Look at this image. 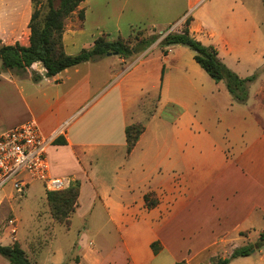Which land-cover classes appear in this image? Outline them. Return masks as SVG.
Listing matches in <instances>:
<instances>
[{"label": "crops", "instance_id": "1", "mask_svg": "<svg viewBox=\"0 0 264 264\" xmlns=\"http://www.w3.org/2000/svg\"><path fill=\"white\" fill-rule=\"evenodd\" d=\"M187 1L189 6L194 3ZM214 5L226 16V21L216 19L224 37H240L251 24L257 27L246 18L249 9L243 0H218ZM33 7L23 15L26 26L19 37L7 39L0 30L2 44L29 46ZM236 8L241 17H234ZM175 9L173 0H86L72 15L84 10L80 27L65 21V52L77 55L102 36L110 41L128 39L143 28L178 23L186 13L177 14ZM196 28L210 36L218 34L201 18H193L191 33ZM156 46L126 59L106 55L50 78L41 63L19 75L3 71L0 61V129L36 121L46 137L62 130L47 152L49 175L65 180L67 186L80 184L73 215L91 213V220L104 213L121 231L120 241L108 250L89 242L78 264H159L160 260L213 264L264 231V60L246 104L235 103L237 107L225 113V103L215 90L196 89L188 116L180 88L171 98L168 83L164 97L157 61L148 59ZM163 62L167 64L169 56ZM117 64L129 66L122 71ZM33 72L42 77L40 82L33 80ZM146 97L150 111L142 103ZM132 125L145 129L128 154L126 129ZM99 158L111 161L118 184L94 175ZM148 194L156 201L151 208L145 201ZM5 198L0 196V205ZM134 224L129 231L128 225ZM9 233V227L0 226L1 243L19 242ZM0 264L10 263L0 255ZM229 264H264V247Z\"/></svg>", "mask_w": 264, "mask_h": 264}, {"label": "rangeland", "instance_id": "2", "mask_svg": "<svg viewBox=\"0 0 264 264\" xmlns=\"http://www.w3.org/2000/svg\"><path fill=\"white\" fill-rule=\"evenodd\" d=\"M173 1L177 4V9L174 10L175 13H186L180 21H177L178 23H172L168 26L162 25L157 27V29L151 27L140 29L128 39H125V41L130 40L132 45H136L143 39L159 35L158 41L153 45L156 46L158 44L159 46L149 52L148 59L157 61L158 82L164 83V97L168 95L166 93L168 83L171 84L168 95L171 98L177 96L178 88H180L179 98L188 107L189 116V113L192 112L189 103L196 98V89L205 92L215 90V96L222 98L225 103L226 113L231 107H237L235 103H239L228 90L227 82L225 80L215 81L212 79L196 62L195 52L190 47L178 44L165 46L160 45V43L168 33L183 29L184 23L182 26L178 25L182 20L188 17L201 18L208 28L212 26L218 34L210 36L205 29L196 28L192 36L204 45L216 46L220 60L240 78L246 79L256 75V79H258V66L264 60V0H243L249 9V15L246 18H248L249 22H256L257 27L255 28L251 24V27H248V31L240 37L232 35L224 37L221 32L222 25L218 21L223 18L226 21V16H222V10H219V7L214 5L218 0H194V3L190 6L187 0ZM54 2L58 6L60 0H54ZM33 5L32 0H0V30L2 36L7 39L19 37L25 31L26 26L23 15L28 11V7ZM33 8L35 9V7ZM37 9L47 11V2L43 0L37 6ZM72 15L68 19L71 20V23L76 22V28H79L81 25L79 13ZM234 17H241L238 8L235 9ZM169 29L170 31H168ZM165 55L169 56L167 64L163 62ZM105 61L109 60L106 59ZM117 65L122 71L127 70L129 66V64ZM103 69L105 68H102V76H104ZM176 83H179L180 86L177 87ZM251 84L248 85V101ZM159 92H161V88ZM231 102L232 105L230 106ZM142 103L150 111L152 107L150 97L144 98ZM220 110L224 112V108L221 107ZM149 111L146 115L147 117L150 114ZM254 113L262 116L259 110H255ZM7 130L9 129H0V132ZM93 168L94 175L98 179L102 180V178H105L113 185L118 184L109 159L99 158L98 162H94ZM75 183L73 182L67 186L68 183L66 182L65 188L60 191L67 190ZM60 191H50L48 189L45 191L44 185L41 182H36L33 185L31 184V187L29 186L25 195H19L12 183L7 184L3 191L0 192V196L6 195V202L0 205V226L9 227V236L12 238L16 235L28 258L34 264H78L79 258L83 256L84 247L89 242H93L96 246H104L102 248L108 250L110 246L120 241L121 231L118 230L115 222L108 221V217L104 213H102V217H97L94 214L91 220L89 218L91 213L86 217L81 216L83 213L73 215L70 226L56 222L48 202V193ZM85 195H89V193ZM92 206L93 204H91ZM11 221L14 224H10ZM136 225H128V230L132 231ZM6 236L8 237V235ZM253 237L251 244H256L259 237L257 235ZM2 241V244L7 246L8 240ZM156 247H159V245L157 244ZM218 259L216 258L213 264H217ZM81 264L87 263L82 261ZM152 264H157V262ZM159 264L171 263L168 260H160Z\"/></svg>", "mask_w": 264, "mask_h": 264}, {"label": "trees", "instance_id": "3", "mask_svg": "<svg viewBox=\"0 0 264 264\" xmlns=\"http://www.w3.org/2000/svg\"><path fill=\"white\" fill-rule=\"evenodd\" d=\"M43 0H32L34 12L30 22V44L23 46L20 43L15 45H4L0 39V61L3 71L10 70L19 75L27 71L36 63H41L46 69L47 77H55L68 68H72L85 62L96 61L105 57L109 53H118L126 59L136 54L144 52L152 47L159 39V35H153L149 39H143L136 45L131 41L119 38L110 41L106 36H102L95 41L90 49H83L77 55H68L65 52L63 35L65 33V21L79 8L86 0H60L58 6L54 0L47 2V11L37 9ZM81 21L85 19L84 10L79 12ZM192 17H188L180 31L168 33L161 41L160 45H185L195 52V60L201 68L215 81L225 80L230 93L239 103L248 101V85L254 82L256 75L242 79L220 60L218 51L214 46H206L192 36L190 25ZM32 78L35 82H40L42 77L33 72ZM141 125L128 126L126 129L127 153L130 154L136 146L141 134L144 132ZM59 143V142H58ZM80 195V184L76 182L65 191L49 192L48 202L52 215L56 222L70 226L71 218L75 212ZM147 206L151 208L156 201L151 199V195L145 196ZM157 244L152 247L155 252ZM264 247V231L260 234L256 244H249L245 247L234 250L227 259H218L217 264H229L232 260L250 256L255 250ZM0 255L6 258L10 264H34L29 258L21 244L15 241L12 245L4 246L0 242ZM216 260L214 259L213 262Z\"/></svg>", "mask_w": 264, "mask_h": 264}, {"label": "built area", "instance_id": "4", "mask_svg": "<svg viewBox=\"0 0 264 264\" xmlns=\"http://www.w3.org/2000/svg\"><path fill=\"white\" fill-rule=\"evenodd\" d=\"M46 137L36 121L0 132V192L12 183L19 195H25L33 182L45 183L50 191L65 188L66 181L49 175L47 152L58 134ZM10 224H14L13 221Z\"/></svg>", "mask_w": 264, "mask_h": 264}, {"label": "water", "instance_id": "5", "mask_svg": "<svg viewBox=\"0 0 264 264\" xmlns=\"http://www.w3.org/2000/svg\"><path fill=\"white\" fill-rule=\"evenodd\" d=\"M112 55H118V53H109V54H107V56H112Z\"/></svg>", "mask_w": 264, "mask_h": 264}]
</instances>
